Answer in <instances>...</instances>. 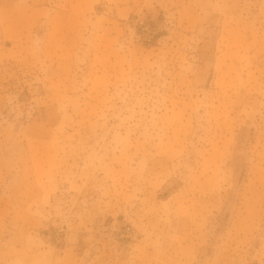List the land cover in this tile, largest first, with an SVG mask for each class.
Segmentation results:
<instances>
[{"label":"rangeland","instance_id":"rangeland-1","mask_svg":"<svg viewBox=\"0 0 264 264\" xmlns=\"http://www.w3.org/2000/svg\"><path fill=\"white\" fill-rule=\"evenodd\" d=\"M0 264H264V0H0Z\"/></svg>","mask_w":264,"mask_h":264}]
</instances>
